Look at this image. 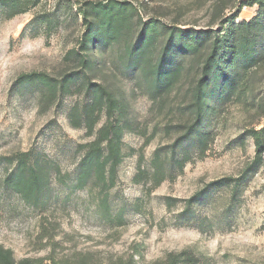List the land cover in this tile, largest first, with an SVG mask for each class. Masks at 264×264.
Segmentation results:
<instances>
[{"label": "rangeland", "instance_id": "rangeland-1", "mask_svg": "<svg viewBox=\"0 0 264 264\" xmlns=\"http://www.w3.org/2000/svg\"><path fill=\"white\" fill-rule=\"evenodd\" d=\"M86 1L105 0H0V247L16 261L44 264H167L182 252L192 260L182 256L178 264H264V163L247 174L235 198L222 187L184 210L195 192L222 178L238 179L252 163L248 131L264 127L252 102L263 98L264 66L254 74L253 97L222 106L213 117L205 157L191 146L192 157L180 170L169 158V145L188 119L184 103L195 72H186L169 97L153 102L142 75L123 58V40L103 51L89 78L126 101L130 122L108 194L109 214L100 208L96 188L76 189L78 147L93 138L70 125L69 111L88 95L73 90L50 105L41 100L40 85L17 80L30 74L59 79L78 70L67 56L77 49L79 9ZM117 1L131 4L145 20L197 31L218 29L214 13L230 16L243 0ZM256 11L242 8L235 22L249 21ZM104 120L102 115L100 125ZM158 149L169 159L164 180L155 184ZM25 152L47 157L59 170L38 206L25 204L3 184L9 160Z\"/></svg>", "mask_w": 264, "mask_h": 264}, {"label": "trees", "instance_id": "trees-1", "mask_svg": "<svg viewBox=\"0 0 264 264\" xmlns=\"http://www.w3.org/2000/svg\"><path fill=\"white\" fill-rule=\"evenodd\" d=\"M9 0H2L8 4ZM257 7L249 21L235 22L244 7ZM223 12L222 7H218ZM79 14L82 32L77 49L67 57L79 66L75 73L59 79L43 75H22L21 85H40L41 100L52 105L57 98L79 90L88 95L85 103L74 104L69 111L70 125L83 127L93 139L79 146L76 189L93 186L100 196V208L109 214L108 194L115 186L117 170L123 161L122 138L130 128L127 103L104 84L89 78L96 58L103 51L123 40V58L131 70H136L146 82L153 102L162 101L177 89L184 74L190 72L184 109L188 119L177 127V136L169 145V158L182 170L192 157L191 146L199 158H204L213 141L209 130L219 108L230 103L250 100L254 91V74L264 66V0H243L230 16L218 17V29L194 30L179 23L165 24L157 19L145 20L127 2L117 0L86 1ZM219 18V19H218ZM253 104L264 115L263 98ZM104 122L100 125L101 116ZM253 139L254 157L238 179L222 178L207 184L186 201L185 214L193 204L222 187L230 188L232 199L240 191L247 174L264 163V127L248 131ZM180 151V152H179ZM179 152V153H178ZM154 153V182L164 180L166 155ZM176 154V156H175ZM11 169L3 177L4 186L17 194L27 205L38 206L48 195L53 175L59 170L47 157L30 152L18 153L9 160ZM185 252L172 255L167 264H178ZM192 260V259H191ZM0 264H44L42 260L16 261L10 250L0 247ZM61 264H70L67 262Z\"/></svg>", "mask_w": 264, "mask_h": 264}]
</instances>
